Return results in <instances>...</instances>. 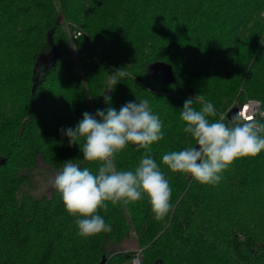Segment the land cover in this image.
Segmentation results:
<instances>
[{"label":"trees","instance_id":"1","mask_svg":"<svg viewBox=\"0 0 264 264\" xmlns=\"http://www.w3.org/2000/svg\"><path fill=\"white\" fill-rule=\"evenodd\" d=\"M157 62L173 67L174 82L152 70ZM121 68L128 75L108 91ZM199 94L218 113L249 99L264 110V0H0V264H132L135 252L113 247L132 232L141 264H264V151L216 185L162 163L192 142L180 112ZM142 99L163 124L150 154L174 211L156 221L147 197L109 204L99 214L112 231L81 237L55 189L30 191V172L39 160L97 172L61 129ZM144 152L130 144L118 170H134Z\"/></svg>","mask_w":264,"mask_h":264},{"label":"clouds","instance_id":"2","mask_svg":"<svg viewBox=\"0 0 264 264\" xmlns=\"http://www.w3.org/2000/svg\"><path fill=\"white\" fill-rule=\"evenodd\" d=\"M127 75L125 68L111 73L108 91ZM110 99L105 95L106 103ZM194 104L201 105L200 109ZM180 119L185 125L183 131L194 143L164 154L162 163L171 173L190 176L199 184H218L222 173L236 160L254 158L264 151V110L257 112L245 105L229 118L199 94L185 100ZM162 128L149 101L142 99L126 103L119 111L109 107L95 115L85 112L75 128L61 129L70 147L79 145L84 161L98 164L94 173L73 160L65 161L49 181L65 211L76 217L81 237L112 231L99 214L100 210L107 213L109 204L126 206L147 197L156 221L165 220L174 211L170 182L150 154L151 145L164 139ZM130 144L136 151L144 149V155L134 170H118L116 157Z\"/></svg>","mask_w":264,"mask_h":264},{"label":"rangeland","instance_id":"3","mask_svg":"<svg viewBox=\"0 0 264 264\" xmlns=\"http://www.w3.org/2000/svg\"><path fill=\"white\" fill-rule=\"evenodd\" d=\"M73 50L75 51V47H73ZM56 172L57 171L51 166L47 165L42 160H39L36 166L30 172V191L36 196L50 195L54 188L51 187L49 181L55 176ZM113 247L125 252H135L136 255L132 259V264L135 258H139L141 262L142 249L137 243L136 235L134 234V232H132L127 239Z\"/></svg>","mask_w":264,"mask_h":264},{"label":"water","instance_id":"4","mask_svg":"<svg viewBox=\"0 0 264 264\" xmlns=\"http://www.w3.org/2000/svg\"><path fill=\"white\" fill-rule=\"evenodd\" d=\"M152 70L155 73H161L165 80L168 83H172L176 80L175 76H174V71H173V67L165 62H157L154 63L151 66ZM238 112L237 108H233L229 113L228 116L229 118H231L232 115L236 114ZM100 264H106V258H103V260L101 261Z\"/></svg>","mask_w":264,"mask_h":264},{"label":"built area","instance_id":"5","mask_svg":"<svg viewBox=\"0 0 264 264\" xmlns=\"http://www.w3.org/2000/svg\"><path fill=\"white\" fill-rule=\"evenodd\" d=\"M248 105L249 109H254L257 112L261 111V102L259 100L256 99H250L247 102L243 103V104H239V103H235L234 106L230 107L225 113L228 115V113L233 109V108H237L238 111L243 110L244 106ZM258 117V116H257ZM256 117V118H257ZM133 264H141L139 258H135L133 260Z\"/></svg>","mask_w":264,"mask_h":264}]
</instances>
